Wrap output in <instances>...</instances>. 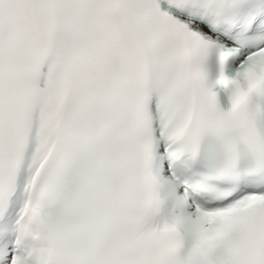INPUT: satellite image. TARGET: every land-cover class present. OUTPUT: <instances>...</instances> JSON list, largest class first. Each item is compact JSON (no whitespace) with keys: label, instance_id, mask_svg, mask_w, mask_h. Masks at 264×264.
Returning <instances> with one entry per match:
<instances>
[{"label":"snow or ice","instance_id":"6c2138e0","mask_svg":"<svg viewBox=\"0 0 264 264\" xmlns=\"http://www.w3.org/2000/svg\"><path fill=\"white\" fill-rule=\"evenodd\" d=\"M0 264H264V0H0Z\"/></svg>","mask_w":264,"mask_h":264}]
</instances>
